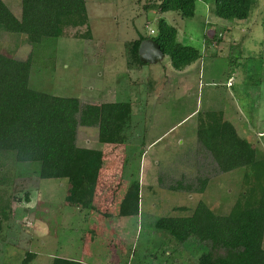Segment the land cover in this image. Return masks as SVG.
<instances>
[{"label": "rangeland", "instance_id": "374dc122", "mask_svg": "<svg viewBox=\"0 0 264 264\" xmlns=\"http://www.w3.org/2000/svg\"><path fill=\"white\" fill-rule=\"evenodd\" d=\"M2 1L20 19L21 0ZM85 2L91 39H46L32 49L26 36L17 40L0 32V53L18 61L31 55L34 91L83 105L131 103L132 136L127 145L104 146L97 129L78 128L77 145L101 150L104 157L95 187L76 192L72 204L66 202L64 181L40 180L37 164L0 155V202L3 190L18 199L0 228V264H21L28 252L37 254L30 264H52L54 258L197 264L203 247L196 241L179 246L154 226L162 217L188 216L199 202L227 214L246 189L243 169L220 174L210 158L199 155V115L222 112L264 157V135H258L264 133V0H252L242 21L217 19L212 2L197 1L189 19L158 14V0ZM159 20L177 30L179 43L198 49L201 59L184 71L174 70L169 56L129 70L124 43L155 34ZM206 178L203 194L169 189L178 183L198 189V179ZM133 179L141 186L139 215L122 218L118 206Z\"/></svg>", "mask_w": 264, "mask_h": 264}, {"label": "trees", "instance_id": "16d2710c", "mask_svg": "<svg viewBox=\"0 0 264 264\" xmlns=\"http://www.w3.org/2000/svg\"><path fill=\"white\" fill-rule=\"evenodd\" d=\"M197 1L212 2V14L224 21L246 20L252 2L158 0L157 13L173 12L182 18H193ZM82 29V35H74ZM0 32L17 35V40L26 36L32 49L46 39H91L85 0H21L20 19L0 0ZM153 34L124 43L129 70L143 66L137 54L143 40L156 42L176 71H184L202 57L198 49L179 43L177 30L164 20H159ZM31 66V55L18 61L0 53V155L16 163L37 164L35 175L40 180L64 181L66 202L72 204L76 192L95 187L104 157L101 150L77 145L78 128L97 129L100 145H127L132 136V106L129 102L83 105L76 98L34 91L29 87ZM196 139L199 155L210 158L217 173L243 169L242 187L246 189L227 214H215L199 202L188 216L159 218L154 228L179 246L196 241L203 247L197 264H264V157L251 140L240 137L220 111L199 115ZM198 183V189L182 183L169 189L203 194L208 179H198ZM140 187L138 180L129 181L118 206L120 217L139 215ZM1 193L0 228L13 216L12 201L18 200L9 191ZM25 194L24 201L29 203V194ZM36 257L28 252L21 264H30ZM52 264L82 263L54 258Z\"/></svg>", "mask_w": 264, "mask_h": 264}, {"label": "water", "instance_id": "95a60500", "mask_svg": "<svg viewBox=\"0 0 264 264\" xmlns=\"http://www.w3.org/2000/svg\"><path fill=\"white\" fill-rule=\"evenodd\" d=\"M138 59L142 64H160L165 55L159 45L153 40H143L138 47Z\"/></svg>", "mask_w": 264, "mask_h": 264}, {"label": "crops", "instance_id": "0c3cea01", "mask_svg": "<svg viewBox=\"0 0 264 264\" xmlns=\"http://www.w3.org/2000/svg\"><path fill=\"white\" fill-rule=\"evenodd\" d=\"M258 135H264V133L263 132H260Z\"/></svg>", "mask_w": 264, "mask_h": 264}]
</instances>
